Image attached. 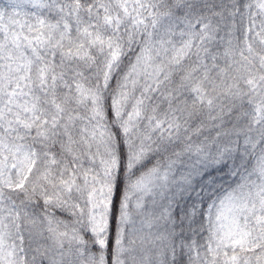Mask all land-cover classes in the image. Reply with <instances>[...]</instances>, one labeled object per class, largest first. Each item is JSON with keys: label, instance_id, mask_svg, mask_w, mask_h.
I'll use <instances>...</instances> for the list:
<instances>
[{"label": "snow or ice", "instance_id": "6c2138e0", "mask_svg": "<svg viewBox=\"0 0 264 264\" xmlns=\"http://www.w3.org/2000/svg\"><path fill=\"white\" fill-rule=\"evenodd\" d=\"M0 264H264V0H0Z\"/></svg>", "mask_w": 264, "mask_h": 264}]
</instances>
